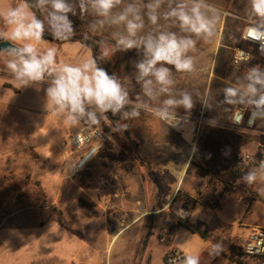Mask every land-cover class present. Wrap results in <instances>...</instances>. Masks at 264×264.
Masks as SVG:
<instances>
[{
    "label": "rangeland",
    "instance_id": "1",
    "mask_svg": "<svg viewBox=\"0 0 264 264\" xmlns=\"http://www.w3.org/2000/svg\"><path fill=\"white\" fill-rule=\"evenodd\" d=\"M18 2L0 0V8ZM209 3L227 15L222 16L211 42H198L197 71L174 73L176 89L188 90L197 101L190 114L183 109L178 114L191 119L186 128L187 133H192L196 148L194 158L182 172L184 177L197 174L206 178L202 181L204 186L198 187L201 198L176 194L174 198L161 200L162 194L172 190L174 182L163 176L161 169L174 162L182 164V156L172 148L174 143L164 138L159 142L145 137L142 143L140 119L152 115L147 112L129 121L109 113L108 120L93 126L108 129L112 139L105 145V151L120 155L122 160L96 156L85 170L77 172L76 164L82 154L71 147V138L89 125L82 122L79 127H70L61 117L47 113L44 107L47 85H41L39 90V85L20 89L4 60L5 70L0 76V264H163L168 252L172 255L177 251L172 245L187 254H199L206 249L203 263L209 259L212 242L223 243L225 251L221 254L228 252L234 259L233 248L245 238L240 232L234 235L241 222H264V206L260 204L248 213V203L224 207L221 216L226 224L209 210L221 207L222 196L225 202L234 197L246 202L255 197V189L264 187L261 181L252 186L237 181L256 166L241 165L238 157L243 153L264 152V133L258 131L260 119L254 129H233L231 121L238 106L220 103L225 83L238 77L231 62L233 51L237 46L247 47L241 41L246 27L247 0H209ZM70 18L75 36L87 34L99 39L110 36L111 29L90 30L91 16L77 14ZM0 30H5L3 21ZM45 47L58 49V62L76 64L93 57L92 50L78 41L56 43L44 38L41 48ZM114 57L115 54H110L106 58L115 62L122 80L132 75L133 62L140 58L135 49L120 52L117 60ZM129 88L133 97L140 92V85L134 79ZM205 96L213 109L200 103ZM117 121L128 124L129 138L128 130L122 134L111 131ZM177 144L183 146L182 140ZM235 157L236 166H233ZM102 178L107 180V185L100 193L97 188ZM115 185L120 186L125 197L115 196ZM199 202L207 212L209 228L203 218L200 222L194 216ZM188 204L192 210L182 219L180 209ZM179 222L205 229L211 238L205 240L184 229L169 236L171 227Z\"/></svg>",
    "mask_w": 264,
    "mask_h": 264
},
{
    "label": "clouds",
    "instance_id": "2",
    "mask_svg": "<svg viewBox=\"0 0 264 264\" xmlns=\"http://www.w3.org/2000/svg\"><path fill=\"white\" fill-rule=\"evenodd\" d=\"M77 14L93 17L89 24L92 32L111 29L108 38L97 41L102 57L137 51L140 58L133 62L135 71L131 76L122 80L109 74L92 56L76 64L58 62L56 47L41 48L46 31L58 41L72 39L76 29L70 17ZM224 15L227 13L209 0H19L0 8V21L5 25L0 40L10 42L9 47L0 49V57L20 89L39 85V90L47 85L45 110L61 117L67 126L79 127L82 122L99 126L109 119V113L129 121L147 112L175 127L180 123L178 110L190 114L197 101L188 90L176 89L174 73L197 71V44L213 40ZM244 34L245 39L259 44L264 55V0H247ZM84 38L88 39L87 34ZM241 53L237 69L241 62L252 59L243 50ZM133 79L140 85L135 97L129 88ZM200 103L214 108L206 96ZM220 103L238 106L241 121L243 113L250 112V125L264 119V67H247L224 87ZM126 130L128 124L117 121L111 131L122 134ZM258 181L264 182V160L244 173L238 183L252 186ZM258 195L264 197V187L258 189ZM224 251V244L218 242L208 255L215 259ZM245 251L252 253V246ZM255 252L264 253V248ZM169 264H201V258L199 254H186L170 259Z\"/></svg>",
    "mask_w": 264,
    "mask_h": 264
},
{
    "label": "crops",
    "instance_id": "3",
    "mask_svg": "<svg viewBox=\"0 0 264 264\" xmlns=\"http://www.w3.org/2000/svg\"><path fill=\"white\" fill-rule=\"evenodd\" d=\"M3 63H4V58L0 57V69L3 70V72L0 70V76H2L1 74H4V70H5ZM253 65H256V64H251L247 67H251ZM247 67H242L239 69L235 68L237 70L238 76L242 75ZM232 82H234V81L228 80L225 84L227 85V84L232 83ZM156 118L157 117H154V115L146 114L140 119V122L142 124L141 127L143 129V132L141 134L143 137L142 143L145 142V137L147 140L149 138V139H154V141H159V142L162 138H164L169 143H172V144L174 143L172 145V148H174V150H176L177 155H180V157L182 156V161H181L182 164L178 165L176 162H174V163H170V165H168V166L167 165L164 166L163 169H161L162 173H164L163 176H166L169 179L172 178L174 180V182H172L173 183L172 184V190H170V192L167 194H162L163 196L161 197V200L163 199V201H166L167 199H169V197L174 198L176 194H179L182 196L185 195L186 197H194V198L200 197L198 194V187L204 186V185H202V181H204L206 178L201 177L197 174L185 175V177H184V172H182V171L186 170L187 162H190L194 158L195 153H196L195 145L192 143V139H191L192 133H190V132L187 133V128H186L185 132H179L175 128L171 127L169 124L163 122L161 119H159V118L156 119ZM154 120L157 123V126H156L157 128L156 127L154 128ZM256 125H257V123H256ZM167 126H168V129L165 130V127H167ZM162 128L164 130L161 132ZM258 131H261L262 133H264L263 132L264 131V119H260V122H258ZM186 133L188 134V136L186 135ZM162 134H164V135H162ZM172 138H174V139H172ZM179 140H182L183 146L181 144H179V145L177 144ZM181 167L183 170L181 169ZM237 181H239V178L237 179ZM127 183H128V181H127ZM254 192L258 193V190L255 189ZM257 193H255V197L247 199L246 202L239 200L238 197H234L232 200L228 199V201L225 202V201H223V196H222L221 207L215 208V209H209V210H210V212H214L216 214L215 216L220 220L221 223L226 224V223H224V220L221 216V212L223 211L224 207L229 206L230 204H234L237 202L244 203V204L248 203V205L246 207L247 208L246 213H248L252 209H255V207L257 205L259 206V204L264 206V202L260 198L261 196L260 195L256 196ZM200 198H198L197 200L199 201ZM219 213H220V216H218ZM194 216L200 222H203L202 221V218H203L205 226L209 228L210 222L207 220V217H208L207 212L203 208V206L200 204V202L196 206V208L194 209ZM227 225H229V224H227ZM256 227H264V222H259V221L258 222L249 221L246 223L241 222L240 226L234 231V233H235L234 235H237L238 232H240L239 234L244 235L246 237L251 232V230H253ZM182 229L190 231L189 229H187L185 227H181V228H178L176 230L175 234H177ZM231 237H233V236L231 235ZM209 243L211 244V241ZM213 244L214 243L212 242L211 246ZM172 248L181 252L183 255L187 254L184 251V249H182L180 247H173V245H172ZM205 254H206V249L199 252V255L201 258V264H240V263L236 262L234 259H232L230 253H228V252L221 254L219 257H216L215 259H212L209 257L208 261H207V259H205L202 263V260H203V257L205 256ZM249 261L248 260L242 261L241 264H258V263L264 264V260H262V259H250ZM163 262H164L163 264H169L164 259H163Z\"/></svg>",
    "mask_w": 264,
    "mask_h": 264
},
{
    "label": "built area",
    "instance_id": "4",
    "mask_svg": "<svg viewBox=\"0 0 264 264\" xmlns=\"http://www.w3.org/2000/svg\"><path fill=\"white\" fill-rule=\"evenodd\" d=\"M244 31L241 35V41L245 46H237L232 54L231 62L232 66L234 68H237V61H242V53L241 50H243L244 53L250 54L252 56V59L248 63L241 62L239 65V68L247 67L251 64H259L262 67H264V55H261L259 51V44L257 42H253L250 40H247L244 38ZM241 109L239 107L236 108L235 113L233 115L231 126L233 129H254L256 126L257 121L254 124H249V118L251 113L250 112H244L243 113V119L241 121ZM180 123L173 127L179 132H185L187 123L190 121L189 118L185 115H179ZM237 121H240L237 123ZM165 122V121H163ZM202 120L200 121V124H202ZM166 123V122H165ZM169 124V123H167ZM197 124L193 126V132L197 129ZM109 136H111L110 133L106 132L105 130L93 127V126H83V128L75 133L73 137L71 138V147H73L75 150L81 152L82 156L77 161L76 164V170L77 172H81L85 170L89 164L92 162V160L98 155L100 150L105 147L107 143L111 141L109 139ZM260 160H264V152L259 153L257 155L252 153H243L238 157V163L243 165H257ZM107 185V180L102 178L100 179L98 183L97 190L102 193L105 189V186ZM114 187V194L115 196L122 195L125 197V192L121 191L119 185H115ZM190 210H192V205L188 204L186 207H183L180 209V212L185 213L183 217L180 215V218H186V216L189 215ZM249 246H252L253 252L247 253L245 249ZM257 248H264V227H256L243 239L239 241V244H237L234 247V252L236 258H239L241 261H246L250 259H261L264 257V253L256 254L255 249ZM184 256L181 252L176 251L174 254L170 255L167 262L169 263V260L174 257H182Z\"/></svg>",
    "mask_w": 264,
    "mask_h": 264
},
{
    "label": "trees",
    "instance_id": "5",
    "mask_svg": "<svg viewBox=\"0 0 264 264\" xmlns=\"http://www.w3.org/2000/svg\"><path fill=\"white\" fill-rule=\"evenodd\" d=\"M44 38L48 39V40H51V41H54L56 43H65V42H68V41L81 42L82 44H84L85 46H87L88 48H90L92 50L93 57L97 58L98 62L101 64L100 66L104 67L109 72V74H112V73H114L116 75L118 74L117 69H116L115 64H114L115 62L113 63L108 58L102 57V51H101V49L99 48V46L97 44V41H99L101 39H99V38H97L95 36L90 35V36H88V39H85L84 37H81V36H74L72 39H70L68 41H58L51 35L50 32L46 31L45 34H44ZM119 54H120V52H116L115 53V57H114L115 60H117L119 58ZM110 118L112 119L111 116H110ZM106 132L109 133L108 129H106ZM127 136H128V138L130 137V131L129 130L127 131ZM97 156H100L102 158L104 157V158L110 159L112 161L122 160L120 155H117V154H115L113 152H106L105 148H102ZM235 162H236V157L232 161V165L233 166H236ZM235 177H239V176L235 174ZM181 227H185V228L189 229L192 233L200 235L205 240H208V239L211 238V234L207 230L201 229L200 227L186 226L185 224H183L181 222H179L177 225H174L173 227H171L169 236L174 235L175 234V230L178 229V228H181ZM169 255H170V252H168L166 254V256H165V261L166 262H167V258L169 257ZM232 255L234 256V260L236 262H238L240 264L242 263V261L239 258H236L235 252H234V248L232 250ZM261 259L264 260V257H262Z\"/></svg>",
    "mask_w": 264,
    "mask_h": 264
},
{
    "label": "water",
    "instance_id": "6",
    "mask_svg": "<svg viewBox=\"0 0 264 264\" xmlns=\"http://www.w3.org/2000/svg\"><path fill=\"white\" fill-rule=\"evenodd\" d=\"M9 46H10V42L0 40V49H4V48L9 47Z\"/></svg>",
    "mask_w": 264,
    "mask_h": 264
}]
</instances>
